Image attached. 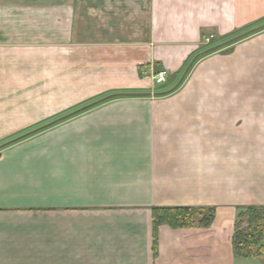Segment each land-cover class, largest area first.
Here are the masks:
<instances>
[{
    "label": "crops",
    "instance_id": "crops-1",
    "mask_svg": "<svg viewBox=\"0 0 264 264\" xmlns=\"http://www.w3.org/2000/svg\"><path fill=\"white\" fill-rule=\"evenodd\" d=\"M263 24L264 0H0V264H261L232 235L264 206V28L182 75ZM155 207L215 211L154 250Z\"/></svg>",
    "mask_w": 264,
    "mask_h": 264
},
{
    "label": "trees",
    "instance_id": "trees-1",
    "mask_svg": "<svg viewBox=\"0 0 264 264\" xmlns=\"http://www.w3.org/2000/svg\"><path fill=\"white\" fill-rule=\"evenodd\" d=\"M261 29H263V27L258 30H254L252 32L254 33ZM240 39L241 38H238L237 40ZM228 45H231V43H229ZM220 46L221 45H218L212 49L206 50L205 52L195 55L186 65L182 78L187 75L191 67L198 59H200L201 57L207 54L218 51L221 48ZM174 89H171L163 94H168L172 92ZM119 96L122 95H113L106 99L119 97ZM101 102H103V100L87 105L79 112L90 109ZM71 116H73V114H70L67 117L60 120H65L67 118H70ZM214 211H215L214 207H169V208L155 207L153 208L152 225L154 231V240H153L154 250L156 245L155 232L157 227H159L160 225H167L175 229L207 228L212 223V220L214 218ZM232 247L234 254L236 256L243 258L254 257L258 259L261 264H264V206L254 205V206L242 207L239 209V212L234 222Z\"/></svg>",
    "mask_w": 264,
    "mask_h": 264
},
{
    "label": "rangeland",
    "instance_id": "rangeland-1",
    "mask_svg": "<svg viewBox=\"0 0 264 264\" xmlns=\"http://www.w3.org/2000/svg\"><path fill=\"white\" fill-rule=\"evenodd\" d=\"M264 25V24H263ZM262 28V27H261ZM263 28H264V26H263ZM257 30V29H256ZM252 31H254V30H252ZM252 31H250V32H246V33H243V35H241V36H235V37H230V38H228V39H223V40H221L219 43H221V44H219V45H221L220 47V49L218 50V51H221V50H223V49H225L227 46H229L228 44L229 43H231L232 44V42H234V41H236L238 38H242V37H244V36H246V35H250V34H252L253 32ZM212 39V35H209L208 36V38L205 40V42L206 43H208L210 40ZM216 46H218V45H216ZM216 46H214V47H216ZM214 47H212V48H214ZM211 48V49H212ZM223 51H225V50H223ZM166 86V84H164V85H161L160 86V88H164Z\"/></svg>",
    "mask_w": 264,
    "mask_h": 264
},
{
    "label": "built area",
    "instance_id": "built-area-1",
    "mask_svg": "<svg viewBox=\"0 0 264 264\" xmlns=\"http://www.w3.org/2000/svg\"><path fill=\"white\" fill-rule=\"evenodd\" d=\"M156 84H163L166 81V74L164 72H160L154 77Z\"/></svg>",
    "mask_w": 264,
    "mask_h": 264
}]
</instances>
